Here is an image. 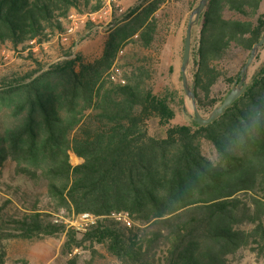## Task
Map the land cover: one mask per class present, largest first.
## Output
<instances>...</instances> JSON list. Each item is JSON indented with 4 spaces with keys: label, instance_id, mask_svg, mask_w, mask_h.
<instances>
[{
    "label": "trees",
    "instance_id": "trees-1",
    "mask_svg": "<svg viewBox=\"0 0 264 264\" xmlns=\"http://www.w3.org/2000/svg\"><path fill=\"white\" fill-rule=\"evenodd\" d=\"M162 1L131 9L93 62L69 52L44 68L1 75L0 171L9 161L28 188L10 189L12 213L13 200L0 205V241L64 235L61 257L100 245L118 264H232L245 252L264 261V63L216 120L169 125L170 98L153 92L148 70H117L128 39L145 48L154 41ZM261 1L208 0L202 11L189 71L202 116L230 91L210 98L212 86L228 79L218 63L234 48L246 61L263 34ZM104 4L0 0V45L32 58L36 46L63 34L73 10L92 14ZM225 11L239 19L224 18ZM154 122L159 128L150 132ZM202 139L215 147V162L202 155ZM71 154L81 162L72 165ZM59 213L96 220L78 233Z\"/></svg>",
    "mask_w": 264,
    "mask_h": 264
},
{
    "label": "rangeland",
    "instance_id": "rangeland-1",
    "mask_svg": "<svg viewBox=\"0 0 264 264\" xmlns=\"http://www.w3.org/2000/svg\"><path fill=\"white\" fill-rule=\"evenodd\" d=\"M131 4L123 6L118 0H105V8H109V14L102 15L92 21L83 18L73 10L70 14L77 17L76 25L71 33H67L70 22L67 20L65 31L61 35H55L49 43L36 46L32 58L27 57V53L15 51L9 43L0 45V77L10 71L36 70L39 66L44 68L47 65L61 60L69 52L81 56L86 63L98 59L103 51L104 44L109 32L121 26L127 15L133 8L146 6L154 0H131ZM199 0H163L161 5L153 14L156 20V34L154 41L147 48L143 47L136 37L128 39L121 51L117 54V70H128L127 65H141L149 72L148 85L154 93L166 95L170 98V107L174 111V117L170 121L171 126L191 125L192 111L190 102L186 98L182 88L180 66L183 54L184 37L189 20L190 12L197 6ZM264 16V0L261 1L257 17ZM224 18L239 19L238 16L228 11L223 13ZM201 28L199 23L192 28L191 52L195 53L198 47ZM40 47V48H39ZM191 53V54H192ZM192 55H190L187 77L189 84H192L190 68L192 66ZM246 53L239 49H232L228 57L218 63V69L225 73L228 79H220L211 88L210 98H220L231 90L236 84L231 78L239 74L244 64ZM264 63V48L261 47L255 59L248 68L246 81L249 82L251 76ZM111 70H116L113 67ZM206 117L210 111L202 112ZM194 121V120H193ZM159 125L154 122L150 124V132H155ZM202 155L208 160L215 162L218 154L215 147L206 139L201 140ZM70 162L76 165L81 161L74 155H70ZM13 165L6 161L0 171V205L5 200H13L9 207V213L14 211L17 201L11 196L14 186L22 189L28 188V184L14 175ZM77 216L68 213H59L55 218L65 221H75ZM66 224V223H65ZM67 226V224H66ZM68 228V227H67ZM79 237V236H78ZM64 235L57 237H45L43 239H3L0 241V260L3 264H68V261L76 256V264H118L112 259L100 245L84 249L73 250L65 258L61 257V248L64 243ZM94 251L95 253H92ZM232 264H264L261 258L251 253H242L241 258Z\"/></svg>",
    "mask_w": 264,
    "mask_h": 264
},
{
    "label": "water",
    "instance_id": "water-1",
    "mask_svg": "<svg viewBox=\"0 0 264 264\" xmlns=\"http://www.w3.org/2000/svg\"><path fill=\"white\" fill-rule=\"evenodd\" d=\"M207 2L208 0H199L197 6L190 12L189 20L186 27V33L184 37L183 54H182V60L180 66L182 88L186 98L190 102L192 119L196 122V124L200 126H205L211 123L212 121L216 120L236 99H238L242 95V93L244 92L245 88L248 85V82L246 81L248 68L251 65L252 61L255 59L257 52L264 44V32H263L260 39L255 44H253L247 60L241 67L239 73L240 75L239 81L231 88V90L227 93V95L224 97V99L218 106H216L206 117L202 116L197 109L194 98L193 85L189 84L187 71L190 61V43H191L192 28L197 24L200 15L204 10Z\"/></svg>",
    "mask_w": 264,
    "mask_h": 264
},
{
    "label": "built area",
    "instance_id": "built-area-1",
    "mask_svg": "<svg viewBox=\"0 0 264 264\" xmlns=\"http://www.w3.org/2000/svg\"><path fill=\"white\" fill-rule=\"evenodd\" d=\"M110 1H113V0H110ZM107 13L109 14V8H105V4H104V6L98 12H95L92 14H82L81 16L83 18L94 21L96 17L100 18L102 17V15L104 16ZM67 20L70 22V25L67 27L66 32L71 33L78 19L76 15L70 14ZM115 218L121 221L126 226H130V221L128 217L126 216V214H118L115 216ZM95 220H96V217H94L93 215L89 213H82L76 217L75 221H65V223L67 224L68 228H72L78 233H84L90 225L94 224Z\"/></svg>",
    "mask_w": 264,
    "mask_h": 264
},
{
    "label": "crops",
    "instance_id": "crops-1",
    "mask_svg": "<svg viewBox=\"0 0 264 264\" xmlns=\"http://www.w3.org/2000/svg\"><path fill=\"white\" fill-rule=\"evenodd\" d=\"M118 1H119L124 7L130 5L131 2H132L131 0H118ZM128 21H129V19L123 21L122 24H121V26L125 25Z\"/></svg>",
    "mask_w": 264,
    "mask_h": 264
}]
</instances>
